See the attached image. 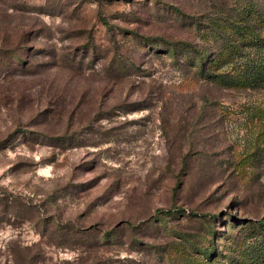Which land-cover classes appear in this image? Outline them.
<instances>
[{"label": "rangeland", "instance_id": "374dc122", "mask_svg": "<svg viewBox=\"0 0 264 264\" xmlns=\"http://www.w3.org/2000/svg\"><path fill=\"white\" fill-rule=\"evenodd\" d=\"M249 84L264 0H0V264H264Z\"/></svg>", "mask_w": 264, "mask_h": 264}, {"label": "trees", "instance_id": "16d2710c", "mask_svg": "<svg viewBox=\"0 0 264 264\" xmlns=\"http://www.w3.org/2000/svg\"><path fill=\"white\" fill-rule=\"evenodd\" d=\"M184 48L187 47L186 45L183 46ZM203 62V61H202ZM222 72H214L210 76L213 79L221 78ZM258 76H255V80L258 79ZM222 81V80H221ZM221 82L217 83L220 85ZM237 84V83H235ZM244 85V84H243ZM225 86V85H221ZM249 88L253 89L261 94L260 100L253 106L247 108L246 114L243 116V120L246 122H250V127H254V139L252 141V149L250 151V156L252 155V159L255 160L257 155V151L259 148V143L264 142V84H249ZM226 87V86H225ZM231 87H238L236 85H231ZM248 87V86H246ZM217 112L215 114V124L214 127L219 130V128H222L221 122L223 121L224 117L227 116L226 113L223 110L215 111ZM211 122L214 120V116H210ZM208 123L205 122V126L207 127ZM212 124L210 123V127L212 128ZM223 164L228 163V165L232 166V171L235 170L233 166V162L229 161V158H224L222 161ZM238 173L241 174V172L238 171ZM170 211V210H166ZM259 225L262 229L263 237H264V220H261L259 222Z\"/></svg>", "mask_w": 264, "mask_h": 264}]
</instances>
